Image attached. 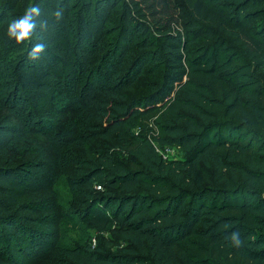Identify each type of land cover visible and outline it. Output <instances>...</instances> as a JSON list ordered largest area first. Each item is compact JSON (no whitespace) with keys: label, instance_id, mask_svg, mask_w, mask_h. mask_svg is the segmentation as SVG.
<instances>
[{"label":"trees","instance_id":"16d2710c","mask_svg":"<svg viewBox=\"0 0 264 264\" xmlns=\"http://www.w3.org/2000/svg\"><path fill=\"white\" fill-rule=\"evenodd\" d=\"M30 5L48 27L17 46L3 34ZM4 20L0 161L28 158L0 163V264L54 244L50 186L70 164L81 220L122 243L64 246L47 264H264V0H0ZM144 69L159 73L125 98ZM94 138L110 145L79 160Z\"/></svg>","mask_w":264,"mask_h":264},{"label":"rangeland","instance_id":"374dc122","mask_svg":"<svg viewBox=\"0 0 264 264\" xmlns=\"http://www.w3.org/2000/svg\"><path fill=\"white\" fill-rule=\"evenodd\" d=\"M18 13V16L22 15L23 12L21 10L16 11ZM117 11L115 10L112 13L111 19H116ZM16 17V16H14ZM13 17V18H14ZM7 20H4L0 22V36L3 33ZM4 23V24H3ZM4 38L7 40L6 31ZM202 43V42H201ZM200 44V42L198 43ZM15 52L12 47H9V45L2 46L0 45V86L3 83V80L5 78V69L4 67L11 62V60L14 58ZM159 71H156L154 74H146L144 69V74L140 78L139 85L134 86L129 91H121L123 96L125 98H131V97H137L141 94V92L144 89L145 83L155 80ZM119 90L115 91L117 93ZM144 93V92H142ZM4 94V91L0 87V98ZM101 94H95L94 101H95V107L93 108V113H97V107L99 106L102 101ZM102 101V102H101ZM2 112L0 111V114ZM75 112L72 110L65 111L63 114H56L54 116L57 123L60 121H63L66 117H74ZM41 134V133H39ZM37 139H43L41 135H36ZM109 146V143H105L102 140L94 138V140L88 145L87 150L90 153L82 152L79 155V160H82L84 157H87V155L92 156L91 154L94 153V151L105 148ZM86 149V147H85ZM167 149V150H166ZM157 152L165 159H172V158H179L180 153L178 150H175L170 147L166 146H156ZM86 153V154H85ZM75 157V154H74ZM77 157V158H78ZM28 158L26 154L22 152H12L9 158L1 159L0 163H9L10 165L24 161ZM127 160V159H126ZM126 162V161H125ZM126 164V163H125ZM78 173V169L74 168V165L70 164L68 167H66L57 182L53 183L50 186V189L53 191L54 196L56 198V212L59 217L58 224L56 226V238L54 240V244L51 245V248H47L46 243L38 244V247L31 249V252L25 257L23 262H19L20 264H47L50 261H57L60 258V252L61 249L64 246H78V245H89L91 247L97 246L101 243L102 240H110L112 243H115V245L111 246V251L117 249L116 244H121L118 234H117V227H111L105 231L97 232L91 227L87 225L86 222L81 220V216L76 212V210L81 207L79 204V201L83 199L82 196H80L77 192L78 190L70 191L67 188V183L70 177L76 175ZM95 190H99L97 186H95ZM43 196L49 197L50 193L43 192ZM53 247V248H52ZM47 248V249H46ZM40 253V254H39ZM7 254V253H6ZM39 254L38 256H36ZM7 256V255H5ZM36 256V257H33ZM40 257V258H39ZM10 264H18V263H11Z\"/></svg>","mask_w":264,"mask_h":264},{"label":"clouds","instance_id":"9594fccd","mask_svg":"<svg viewBox=\"0 0 264 264\" xmlns=\"http://www.w3.org/2000/svg\"><path fill=\"white\" fill-rule=\"evenodd\" d=\"M52 15L59 19L62 15V10L52 13ZM40 16L41 10L38 5L27 6L22 15L14 17L9 21L6 29L8 40L14 41L17 46L30 44L33 36L37 35L38 27L41 31L47 30V22L39 20L38 18ZM46 50L47 44L40 40L32 44L28 56L32 60H38L43 56ZM232 240L236 246H240L241 241L238 239V234H233Z\"/></svg>","mask_w":264,"mask_h":264},{"label":"built area","instance_id":"2783aa9c","mask_svg":"<svg viewBox=\"0 0 264 264\" xmlns=\"http://www.w3.org/2000/svg\"><path fill=\"white\" fill-rule=\"evenodd\" d=\"M167 150V149H166Z\"/></svg>","mask_w":264,"mask_h":264}]
</instances>
